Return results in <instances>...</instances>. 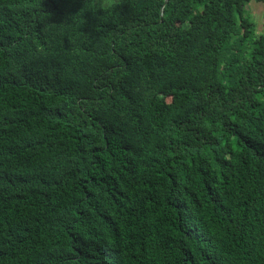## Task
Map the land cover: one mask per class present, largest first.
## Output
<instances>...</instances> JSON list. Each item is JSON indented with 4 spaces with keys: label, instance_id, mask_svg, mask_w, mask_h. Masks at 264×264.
<instances>
[{
    "label": "trees",
    "instance_id": "1",
    "mask_svg": "<svg viewBox=\"0 0 264 264\" xmlns=\"http://www.w3.org/2000/svg\"><path fill=\"white\" fill-rule=\"evenodd\" d=\"M251 1L0 0V264H264Z\"/></svg>",
    "mask_w": 264,
    "mask_h": 264
},
{
    "label": "rangeland",
    "instance_id": "2",
    "mask_svg": "<svg viewBox=\"0 0 264 264\" xmlns=\"http://www.w3.org/2000/svg\"><path fill=\"white\" fill-rule=\"evenodd\" d=\"M248 15L254 20L256 31L260 35L264 33V2H257L252 0L248 6ZM237 33H239L237 31Z\"/></svg>",
    "mask_w": 264,
    "mask_h": 264
}]
</instances>
